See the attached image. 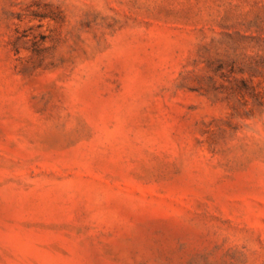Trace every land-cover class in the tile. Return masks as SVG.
Here are the masks:
<instances>
[{"label": "rangeland", "instance_id": "374dc122", "mask_svg": "<svg viewBox=\"0 0 264 264\" xmlns=\"http://www.w3.org/2000/svg\"><path fill=\"white\" fill-rule=\"evenodd\" d=\"M0 264H264V0H0Z\"/></svg>", "mask_w": 264, "mask_h": 264}]
</instances>
